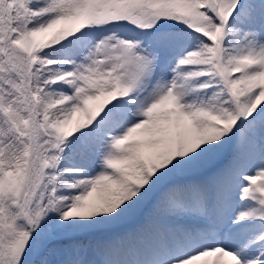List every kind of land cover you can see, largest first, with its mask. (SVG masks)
I'll list each match as a JSON object with an SVG mask.
<instances>
[{
    "label": "snow or ice",
    "instance_id": "obj_1",
    "mask_svg": "<svg viewBox=\"0 0 264 264\" xmlns=\"http://www.w3.org/2000/svg\"><path fill=\"white\" fill-rule=\"evenodd\" d=\"M0 264H264V0H0Z\"/></svg>",
    "mask_w": 264,
    "mask_h": 264
}]
</instances>
